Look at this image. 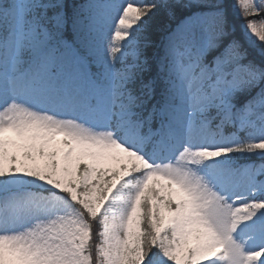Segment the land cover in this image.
<instances>
[{
  "label": "snow or ice",
  "instance_id": "1",
  "mask_svg": "<svg viewBox=\"0 0 264 264\" xmlns=\"http://www.w3.org/2000/svg\"><path fill=\"white\" fill-rule=\"evenodd\" d=\"M0 264H264V0H0Z\"/></svg>",
  "mask_w": 264,
  "mask_h": 264
}]
</instances>
